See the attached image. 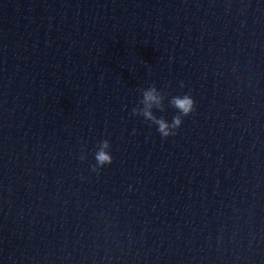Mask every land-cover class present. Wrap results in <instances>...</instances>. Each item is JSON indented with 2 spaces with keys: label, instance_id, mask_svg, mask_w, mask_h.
Masks as SVG:
<instances>
[{
  "label": "water",
  "instance_id": "1",
  "mask_svg": "<svg viewBox=\"0 0 264 264\" xmlns=\"http://www.w3.org/2000/svg\"><path fill=\"white\" fill-rule=\"evenodd\" d=\"M0 264H264V0H0Z\"/></svg>",
  "mask_w": 264,
  "mask_h": 264
},
{
  "label": "clouds",
  "instance_id": "2",
  "mask_svg": "<svg viewBox=\"0 0 264 264\" xmlns=\"http://www.w3.org/2000/svg\"><path fill=\"white\" fill-rule=\"evenodd\" d=\"M183 85V82H181ZM162 100L161 95L159 94L158 89L155 87L149 88L144 92V104L146 108L144 109V115L155 121L158 125L157 130L163 137H169L175 135L176 130L179 129L183 124V117L190 115L195 111L196 100L188 92L183 93L182 95H177L173 97V105L179 110L178 115L174 116L172 121H167L162 117L154 116L151 108L154 105H159ZM113 162L112 153L109 151V141L105 140L102 147L96 153V165L93 166V171L98 172L99 169H102L105 165H109ZM99 166V169L97 168Z\"/></svg>",
  "mask_w": 264,
  "mask_h": 264
}]
</instances>
